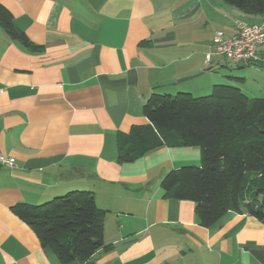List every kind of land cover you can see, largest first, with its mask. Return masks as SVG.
Instances as JSON below:
<instances>
[{
  "label": "crops",
  "instance_id": "1",
  "mask_svg": "<svg viewBox=\"0 0 264 264\" xmlns=\"http://www.w3.org/2000/svg\"><path fill=\"white\" fill-rule=\"evenodd\" d=\"M38 46L0 28V264H63L18 216L72 190L106 211L105 243L91 264H264V224L229 211L209 227L191 200L166 197L162 178L198 165L201 150L162 146L119 161L118 135L150 122L153 93L204 96L215 84L264 92L257 64L214 55L217 30L264 22L223 0H0ZM231 61L237 71L226 64ZM234 70V71H233ZM67 264H86L75 259Z\"/></svg>",
  "mask_w": 264,
  "mask_h": 264
},
{
  "label": "trees",
  "instance_id": "2",
  "mask_svg": "<svg viewBox=\"0 0 264 264\" xmlns=\"http://www.w3.org/2000/svg\"><path fill=\"white\" fill-rule=\"evenodd\" d=\"M223 1L246 15H264V0ZM0 28L26 49H40L2 3ZM144 114L148 125L119 133V161L132 162L162 146L198 147L199 165H183L162 178L165 196L193 201L205 227L229 211L244 212L264 224V97L215 84L204 96L153 93ZM13 210L63 264L75 259L91 264L98 250L112 248L104 240L106 211L90 190H72L42 204L18 203Z\"/></svg>",
  "mask_w": 264,
  "mask_h": 264
},
{
  "label": "built area",
  "instance_id": "3",
  "mask_svg": "<svg viewBox=\"0 0 264 264\" xmlns=\"http://www.w3.org/2000/svg\"><path fill=\"white\" fill-rule=\"evenodd\" d=\"M237 33L227 36L223 30H217L212 39L211 50L206 58L214 55L243 64H257L262 61L261 49L264 46V22L251 23L245 20L237 21ZM14 158L0 156V164L13 165Z\"/></svg>",
  "mask_w": 264,
  "mask_h": 264
},
{
  "label": "rangeland",
  "instance_id": "4",
  "mask_svg": "<svg viewBox=\"0 0 264 264\" xmlns=\"http://www.w3.org/2000/svg\"><path fill=\"white\" fill-rule=\"evenodd\" d=\"M226 64L228 65V67H229L230 69H234L235 71L238 70L237 67L235 66V64H234L233 62H231V61H227ZM234 70H233V71H234ZM227 85H232V84H227ZM259 95H260L261 97H264V92H261ZM198 165H199V164H198Z\"/></svg>",
  "mask_w": 264,
  "mask_h": 264
}]
</instances>
